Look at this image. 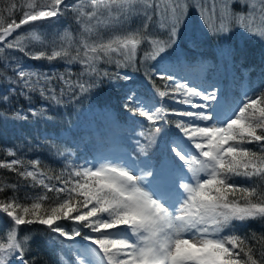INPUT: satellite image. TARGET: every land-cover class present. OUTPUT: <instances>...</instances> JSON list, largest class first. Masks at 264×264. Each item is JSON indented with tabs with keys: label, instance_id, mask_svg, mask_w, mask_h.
I'll use <instances>...</instances> for the list:
<instances>
[{
	"label": "snow or ice",
	"instance_id": "1",
	"mask_svg": "<svg viewBox=\"0 0 264 264\" xmlns=\"http://www.w3.org/2000/svg\"><path fill=\"white\" fill-rule=\"evenodd\" d=\"M239 2L242 10L236 12L222 0L219 27L218 0L211 7L208 0H9L0 8V80L7 88L0 101L9 103L11 95L30 99L38 91L64 105L106 81L116 91L117 106L108 102L101 111L114 112L139 137L137 157L100 153L76 164L58 150L69 162L55 176L40 171L39 160L23 171V159L0 162V169L45 190L30 204L15 195L0 199V213L8 218L0 264H38L30 235L18 238L23 225L43 226L49 247L68 250L75 264H264V233L238 234L243 222L264 221V74L241 83L235 69L244 63L243 50L225 43L215 49L217 64L200 55V78L193 81L185 51L199 49L204 39L189 26L193 7L205 24L212 21L214 37L229 32L225 20L235 17L248 35L264 38V27H254L257 16L264 19V0L260 6ZM62 18L74 22L76 35L65 29L46 41L37 34ZM33 41L51 51H34ZM145 43L151 48L140 56ZM25 57L78 63L82 70L75 79L67 67L57 76L25 64ZM100 64L114 70L101 71ZM129 69L142 73L154 95L136 85ZM55 81L62 85L59 95ZM13 117L28 119L19 110ZM7 155L16 153L9 149Z\"/></svg>",
	"mask_w": 264,
	"mask_h": 264
},
{
	"label": "trees",
	"instance_id": "2",
	"mask_svg": "<svg viewBox=\"0 0 264 264\" xmlns=\"http://www.w3.org/2000/svg\"><path fill=\"white\" fill-rule=\"evenodd\" d=\"M7 2L9 0H0V8H3ZM16 2L20 3L22 0H16ZM248 2L256 3L257 6H260L262 0H248ZM229 3L232 4L234 11L239 12L242 10L239 0H236V2L229 0ZM220 4H222V0H218L216 27H219L220 24V22L217 23V21H220L221 15ZM208 6L211 7V0H208ZM4 15L7 17V13H4ZM194 17L201 21V15L195 7L191 9L189 19ZM211 23L212 21H209V24ZM225 24L230 30L234 32L237 30L243 33V36L231 37V34H228V36L226 34V36L219 35L214 37L209 31V27L201 23L203 29L199 31L204 34L202 46L197 50L186 48L188 60L191 61L192 67L198 69L201 62L200 55L202 54L209 65L217 64L215 49L217 45L227 43L234 48L243 50L244 63L235 69L240 82L257 81L264 74V38L248 35L245 30L237 26L235 17L226 19ZM254 27H264V19L257 16L254 21ZM65 29H68L72 35H76V25L70 18H62L60 23L47 29L46 33L37 34L42 35V39L51 41L58 34H63ZM156 30L163 37L162 30L158 27ZM30 46L34 51L44 50L45 48H47V51H51L50 46L40 41H33ZM142 47L147 48L148 44L145 43L141 46V49ZM138 54L142 56L143 50ZM16 55L21 54L16 53ZM24 63L39 69L41 72H55L57 76L64 73L67 67L71 70L73 79L82 70L80 64L66 65L63 60L49 62L45 59L31 60L25 57ZM98 68L101 71L105 68L114 70V65L100 64ZM196 68H193L190 74V78L193 81H195L194 77H198L197 75L200 74V72L196 71ZM128 71L133 75L138 87L146 93L152 92L151 85L147 83L142 73H133L130 69ZM84 78L87 79V77ZM54 83L57 85L59 95V88L62 85L58 81ZM121 83L124 82L121 81ZM0 94H7V88L3 80H0ZM152 94L154 95V92ZM30 97V99H27L24 96L11 95L9 103L0 101V162L23 159L25 164L20 168L23 171L25 168L32 170L30 161L39 160L40 171L53 175L52 170L57 169L58 175H60L65 169V164L69 161L76 164H84L86 160L90 161L100 153L114 158L121 157L126 153H131L133 157L139 156V149L135 143V140L139 139V137L132 136L123 121H117L114 112L110 115L101 111V108L108 102L112 104L113 109L117 106L116 91L106 81L91 93L83 96L79 102H66L64 105H56L41 97L38 91L31 93ZM168 103L172 104L171 101H168ZM172 106L176 107L174 104ZM29 108L35 109L38 115L32 116L28 111ZM42 109L45 111L43 114H39ZM17 110L28 116V119L20 120L14 118L13 113ZM145 123L147 122L145 121ZM45 137L52 140V142H44ZM56 144H59L61 149L64 148L63 152L66 155L71 154L69 155V161H66L63 156L57 155L51 149ZM247 147L254 148L255 146L247 145ZM3 149H12L16 155L10 157L5 153L4 156L1 154ZM11 182L18 186L17 189L9 187L13 184ZM46 182L51 183V181ZM236 182L238 184L247 183L242 178H236ZM54 183H56L55 180ZM32 184L31 178L25 179L16 172L0 169V187L5 188L4 192H0V199L15 195L21 203L30 204L32 202L31 198L45 192V190L40 189L41 187H32ZM47 195L53 196L52 193H47ZM45 203H48V201ZM233 223L237 226L241 224L238 221ZM243 223L245 226L240 228L238 233L241 236L252 237L253 233H256L257 237H259L261 233H264V221L262 220H249ZM7 228L8 218L0 213V235H4ZM45 233V229L40 225H23L18 232V238L22 239L24 235H30L29 243L32 247V254L38 256V264H68L69 261L75 264V258L68 250H61L58 245L49 247ZM4 239L6 242V235ZM80 243L84 242L81 241ZM259 246L257 244V247ZM61 255L64 256L63 261L61 260ZM257 258H259L258 253Z\"/></svg>",
	"mask_w": 264,
	"mask_h": 264
},
{
	"label": "rangeland",
	"instance_id": "3",
	"mask_svg": "<svg viewBox=\"0 0 264 264\" xmlns=\"http://www.w3.org/2000/svg\"><path fill=\"white\" fill-rule=\"evenodd\" d=\"M203 22H204V21H203L202 19H201V21H200L197 17H194V18L188 20L189 26L192 27V28H195V29H197V30H201V29H203L201 23H202L203 25H207V26L209 27V24H205V22H204V23H203ZM219 22H220V21H217V23H219ZM219 25H220V24H219ZM235 31H236V32H234L233 30H230L229 32L221 33L220 35H221V36H226V34H227V36H228V34H231V35H230L231 37H232V36H236V37H240V36L242 37V36H243V33L238 32L237 30H235ZM162 38H163V37H162ZM150 48H151V46L148 45L147 48L142 47V50H143V49H150ZM193 68H196V67H192V69H193ZM196 71L199 72L197 68H196ZM199 75H200V74H199ZM159 83H161V82H159ZM57 95H58V92H57ZM44 142H46V143H50V142H52V140H50L49 138H46V137H45ZM51 149H52V150L58 155V150H59V152H63V149H64V148L61 149L60 145H59V144H56V145H54L53 148H51ZM70 149H72V148H70ZM8 150H9V149H3V150H1V154L5 156V153H7ZM52 172H53V176L58 175V170H57V169H53ZM11 183H13V182H11ZM51 183H54V180L51 181ZM13 184H15V183H13ZM9 187H10V186H9ZM37 188H40V187H37ZM40 189H41V190H44L43 188H40ZM63 223H66V224H68L69 227H71L70 222H63ZM41 227H43V226H41ZM45 231L47 232L46 229H45ZM49 235H53V234H49Z\"/></svg>",
	"mask_w": 264,
	"mask_h": 264
}]
</instances>
